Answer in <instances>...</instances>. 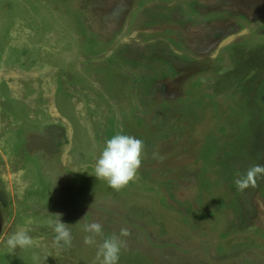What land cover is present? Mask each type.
Listing matches in <instances>:
<instances>
[{
    "label": "rangeland",
    "instance_id": "374dc122",
    "mask_svg": "<svg viewBox=\"0 0 264 264\" xmlns=\"http://www.w3.org/2000/svg\"><path fill=\"white\" fill-rule=\"evenodd\" d=\"M116 134L135 178L94 176ZM264 0H0V264H264ZM68 223L70 246L48 221ZM25 229L33 246L8 254Z\"/></svg>",
    "mask_w": 264,
    "mask_h": 264
},
{
    "label": "clouds",
    "instance_id": "9594fccd",
    "mask_svg": "<svg viewBox=\"0 0 264 264\" xmlns=\"http://www.w3.org/2000/svg\"><path fill=\"white\" fill-rule=\"evenodd\" d=\"M143 141L126 134H116L105 142L94 169L97 180H105L109 187L119 191L135 178L136 172L142 162ZM257 178H264V166L254 165L243 178L236 179L238 190H245L254 186ZM49 227L55 233V243L61 246H70L72 235L67 227L68 223L62 222L60 215L48 221ZM86 245H95L96 238L101 237L102 243L97 246V264H119L120 253L124 246L121 236H127V229H121L119 236L104 237L103 225L94 222L83 225ZM8 254H13L17 249H27L33 246V239L25 229L17 230L6 241Z\"/></svg>",
    "mask_w": 264,
    "mask_h": 264
}]
</instances>
